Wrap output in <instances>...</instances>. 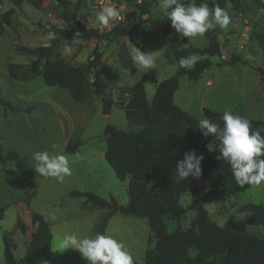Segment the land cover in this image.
<instances>
[{
    "label": "trees",
    "instance_id": "obj_1",
    "mask_svg": "<svg viewBox=\"0 0 264 264\" xmlns=\"http://www.w3.org/2000/svg\"><path fill=\"white\" fill-rule=\"evenodd\" d=\"M61 11L59 16L63 21L75 24L76 33L69 34L50 22L41 27L46 34L55 35L48 45L35 47L21 46L22 55L33 57L29 63L8 62L6 83L13 80L26 81L41 76L48 86H58L69 92L72 100L84 104L93 92L104 95L106 78L99 69L102 51L97 47L92 49L91 55L85 63L72 65L59 52L61 39H80L111 43L127 35L139 23L124 21L110 31L100 32L98 28L87 27L80 19L77 9L81 0H49ZM243 0H194L195 4L207 3L212 9L216 5L225 9L237 11ZM259 14L264 9L261 0H249ZM14 6L20 7L28 2L40 9L43 0H11ZM181 2L188 4L186 0ZM148 4L139 6L146 11ZM170 11V10H169ZM13 9L0 14V36L6 27L12 24ZM229 15V12H228ZM260 15V14H259ZM261 16V15H260ZM264 17V16H263ZM216 28L207 31V44L199 46L187 39L180 38L168 19L161 23V35L166 40L163 57L167 61L179 62L180 57L190 54L200 56L195 68H177L170 76L156 83L152 100L146 98L144 81L150 76L151 70L145 72L131 85L123 86V91L130 94L127 101L114 102L110 97H102L103 113L108 114L113 105L124 110L126 120L130 126H137L136 130L124 131L113 125H106L102 138L105 142L104 159L111 166L115 176L120 181L127 179L126 192L128 201L119 204L113 198L105 199L91 191L69 192L71 197H84L82 209H99L94 225L95 233L102 234L112 214L145 218L148 224V241L154 242L147 247L142 263L134 264H264V238L252 233L238 231L233 217H228L224 225L219 226L208 216L207 205L214 201H223L227 197L241 193L252 185L240 186L235 181L230 165L217 159L221 156L218 141L211 134L205 136L198 128L197 119L189 116L183 109L173 102V94L178 87L179 78L186 76L196 80L199 75L212 65L210 57H221V48ZM257 44L264 49V32L255 36ZM122 49V48H121ZM119 60L123 67L134 73L136 68L130 59L127 49L119 52ZM248 64L238 54H232L228 59H222L221 64L236 62ZM254 69L264 75V69L254 66ZM0 102L12 110L21 109V104L12 105L8 100L0 97ZM33 106V104L29 105ZM203 119H210L223 127L221 117L223 112L203 108ZM248 119V118H246ZM251 130H264V119H248ZM264 136V131H261ZM83 141L70 138L65 144L66 153H74L83 145ZM209 145L213 148L209 150ZM1 150V147H0ZM194 150L203 157L201 161V177L209 185V190L203 198H197L188 205L179 203V198L190 193L197 196L199 192L198 178H189L176 183L173 177L176 172V162L184 158L186 152ZM1 156V155H0ZM3 162L9 160L18 169L26 165L25 159L15 150L6 149L2 155ZM149 181H154L151 188L146 189ZM246 223L264 228V206L251 204ZM193 210L194 215L187 228L177 226L172 232L167 230L166 219L178 220L187 211ZM4 210L0 208V219ZM30 239L26 243L24 255L16 258L13 255L15 247L12 240L4 236L3 256L5 264H41L52 258V233L48 222L42 214L29 211ZM23 224L20 213L17 214V227Z\"/></svg>",
    "mask_w": 264,
    "mask_h": 264
},
{
    "label": "rangeland",
    "instance_id": "obj_2",
    "mask_svg": "<svg viewBox=\"0 0 264 264\" xmlns=\"http://www.w3.org/2000/svg\"><path fill=\"white\" fill-rule=\"evenodd\" d=\"M71 1L75 2V0ZM123 1L126 2V21L139 24L132 33L125 36V39L120 38L117 40V43L122 40L121 44L118 43V46L123 45L122 49H124L127 41L131 48L136 46L141 51L148 52L155 62V68L151 69L150 75H153L156 81L165 79L177 68V62L167 61L163 57L166 40L161 35L160 26L165 20L170 21L167 17V11L160 8V0H140V3L137 0ZM186 1L188 4L194 3V0ZM141 3L148 4L146 11L137 7ZM12 5L10 0H0V14L11 9ZM93 6V0H81L77 12L81 21L87 27L96 28L97 11ZM60 11L58 7L50 2L47 3V1L43 3L40 9L33 7L28 2L20 7L13 8L12 24L7 26L5 33L0 36V97L8 100L12 105L20 101L28 88L24 85L25 81H17L14 85L6 83L7 64L9 61L29 63L33 60L31 56L22 55L19 51L20 47H35L49 43V36L41 27L45 22L52 23V18L57 20L52 24L69 34L76 33L75 24L63 21L59 16ZM238 11L228 9L229 25L227 28L218 27L216 29V33L219 34L221 55H224V58L210 57V60L215 63L214 66L203 71L196 80L189 79L186 76L180 79V86L175 95L176 100L177 102L180 100L185 101L191 111L199 110L200 103H205V105L211 107L224 104L221 98L224 91H221L222 84L220 82L232 80L236 75L235 72L238 74L240 67L220 64L222 59H228L232 54L240 55L243 53L250 65L262 64L264 58L260 49H258V55H252L245 51L253 47L254 40L252 39L256 36V33L264 32V18H262L263 16L258 17L256 12L249 8L248 3ZM246 21L250 23L247 31L248 38L240 49L237 46V41H239L240 31L245 29ZM206 33L203 36L183 37V39L187 38L190 42L203 46L207 40ZM94 40L61 39L59 52L70 63L79 52L73 62L77 64L84 63L91 55L93 49L91 43L96 41ZM117 43L101 42L105 55L99 67L106 76L117 83H133L146 70L135 64L136 72L127 71L117 55L113 53L117 48ZM86 44L90 48L88 57L87 49H84ZM96 47L99 50L101 48L97 45ZM243 67L246 68L247 66L243 65ZM207 77L214 80L213 85L207 86L206 82L204 83ZM150 84L149 81L146 83V93L149 101L152 99ZM31 93L27 94L26 98L34 97L33 106H29L31 103L22 102L21 104L19 102L23 111L18 115L9 106L0 102V155H5L6 149H12L20 153L26 163L23 169H18L9 160L4 163L3 158L0 156V208L4 210L0 219V264H5L3 256L4 236L12 240L15 246L12 251L16 258L24 255L26 243L30 239L29 211L40 212V214L43 212L52 224V258L41 264H89L78 250L64 249L62 240L67 233L94 238L96 235L94 231L95 221L101 211L94 209L93 211L82 212L77 205L83 202L84 198L70 197V190L68 189L69 187H78L74 190L91 191L102 198H113L120 204L127 203L126 188L128 181L117 179L113 169L105 161L103 152L105 142L101 137L103 132H97V129L108 124L124 131L136 130L138 127L129 125L124 112L120 108L113 109L110 114L104 115L102 112H96L93 106L87 115L84 114L85 117L80 118L83 121L82 126L87 129L82 139L86 141L85 144L79 148L75 155L67 154L64 150L66 136H63V133L69 127V119L63 113L60 116L55 115L50 102L38 99L41 97L40 93H34L33 95ZM124 97L126 96L123 95ZM22 116L25 119L22 118L21 120ZM15 118L17 121H15ZM79 128L76 124L75 134L79 132ZM98 133L99 136L95 137ZM93 134L94 137L91 136ZM53 144H57L59 146L58 150L68 159L71 175L67 176L68 179L64 178V182H58L53 177H48L47 181H44V185L39 186L41 175L35 172L36 161L32 158V154L36 151L51 152L53 151ZM198 180H201L199 181L198 195L193 196L190 193H185L179 198L180 204L186 206L193 200L205 196L210 187L201 176ZM67 182L72 185L67 186ZM45 185L53 187L54 192H52V195L49 194L48 187H45ZM51 200L52 204L50 205ZM251 204L264 206V182L259 187L252 185L245 191L227 197L223 201L211 202L206 209L209 218L217 225L222 226L228 217H233L239 232H248L264 238V228L246 223L250 211L247 206ZM18 213H20L23 220L20 228L16 225ZM193 214L194 211L189 210L178 220L166 219L167 230L172 232L177 226L187 228ZM102 234L112 235L122 242L133 256V261L137 263H142L147 247L154 244V242L148 241L149 229L145 218L127 217L116 213L109 229L104 230Z\"/></svg>",
    "mask_w": 264,
    "mask_h": 264
},
{
    "label": "clouds",
    "instance_id": "obj_3",
    "mask_svg": "<svg viewBox=\"0 0 264 264\" xmlns=\"http://www.w3.org/2000/svg\"><path fill=\"white\" fill-rule=\"evenodd\" d=\"M264 3V0H261ZM160 8L167 11V17L176 33L183 37L203 36L209 29L227 28L230 23L228 12L216 5L210 9L207 3L185 4L181 0H160ZM170 10V11H169ZM264 16V9L259 11ZM119 10L112 5L104 6L96 13L99 25L106 26L110 20L117 19ZM49 39H55L51 32ZM132 61L141 68L151 70L155 68L154 58L140 48L134 46L130 49ZM198 57L190 54L180 57L181 68L193 70ZM223 127L210 119H201L197 122L198 128L205 136L212 135L218 141L221 156L217 159L226 161L232 175L240 186L245 184L259 187L264 182V136L261 129L251 130V122L235 115L231 110L223 112L221 117ZM213 145H209V150ZM53 151H36L32 158L36 161L35 172L41 176L54 177L63 182L64 177L71 175L69 161L58 149L57 144L52 145ZM203 157L194 150L186 152L182 160L176 162V172L173 179L180 183L185 179L199 178L202 173L201 161ZM11 167V166H10ZM154 181L146 185L151 188ZM63 248L78 250L89 264H134L133 256L126 246L109 234L97 233L94 238L81 237L74 233H67L62 240Z\"/></svg>",
    "mask_w": 264,
    "mask_h": 264
},
{
    "label": "crops",
    "instance_id": "obj_4",
    "mask_svg": "<svg viewBox=\"0 0 264 264\" xmlns=\"http://www.w3.org/2000/svg\"><path fill=\"white\" fill-rule=\"evenodd\" d=\"M45 1H47V3L50 2L49 0H43V3ZM24 3H22L21 5H23ZM43 3H42V5H43ZM246 3L249 4V8H252L254 10V12H256L255 8L253 7V5L250 3L249 0H243L242 4H241V7H244ZM13 8H16V6L12 5V9ZM240 10H241V8H240ZM236 12H239V11L237 10ZM256 14L258 15V17H262L257 12H256ZM262 18H264V17H262ZM133 30H131L129 33H132ZM127 35H125V36H127ZM178 35L180 36V34H178ZM125 36H122L120 38L123 40V39H125ZM180 38H182V37L180 36ZM218 38H219V34H218ZM185 39H187V38H185ZM252 40H254V42L252 44L253 47L248 49V50H246L245 52L251 53L252 55H258L257 52H258V49H260V51L262 52V56L264 58V49H261V48L258 47L257 40H256L255 37ZM121 41H119L118 43L121 44ZM95 42L92 41L91 44H92L93 48L96 47V45L98 47H101L100 48V50L102 51V56H101V59H100V62H101L103 60V58H104V55H105L104 54V50L102 48L103 44H101V42H99V41L97 42V40ZM114 42L117 43V41H114ZM118 43L116 44L117 48L114 50L113 53H115L117 55L118 59H119V55H120L119 52H120V49L122 48L123 45L118 46ZM48 44L49 43H46L44 45H48ZM206 44H207V40H206ZM124 47H125V49H127L128 53H129V56H130V59L132 60L131 52H130L131 46L127 43V41L125 42ZM84 49H87V57H88L89 52H90V48L88 47V44L85 45ZM78 53L76 54V56L78 55ZM239 56L242 59H244L245 61L248 62L247 57L243 53H241ZM75 57L73 58V61H74ZM197 57L200 58V56H197ZM86 60H87V58H86ZM73 61H71L72 65H80V64H82V63L77 64V63H75ZM100 62H99V64H100ZM214 64L215 63L212 62V65L209 68L214 66ZM223 65H226V64H223ZM227 65H230V66L234 65V66H237V67L239 66L240 70L238 71V74L235 72L236 75L234 76V78L232 80H228V81L223 80L222 82H220L222 84L221 91H224L221 94V98H222V101H224V104H221L218 107L217 106L211 107L209 105H205V103H200L199 110L191 111V109H189L188 104L185 103V101H183V100L181 101L180 100V101L177 102L175 95H176V91H177L178 87L180 86V79L183 76H181L179 78L178 87H177V89L175 90V92L173 94V102L178 107L183 109L189 116L197 118V119H203L205 117L204 114H203V108L204 107H207V108H209V109H211L213 111H220V112H224L226 110H231V112L233 114L240 115V116H242L244 118H248V119H264V75H260L254 69V66H257V67H260V68L264 69V59H263L261 65H257L256 63L253 64V65H250L249 62H248V64H244V63H242L240 61H238V62H236L234 64H227ZM243 65H246L247 67L245 68V67H243ZM179 67H180L179 62H177V68H179ZM135 68H136V66H135ZM99 69H100V67H99ZM136 70H137V68H136ZM136 70H135V72H136ZM102 74H103V76H105L106 82H107L105 94L104 95H97V94L92 92L89 95V98L87 99V101L84 104L75 103L72 100V98H71V96H70V94H69V92L67 90L62 89V88H60L58 86H48V85H46L44 83V81H43L41 76H37L36 78H33V79L25 81L24 85L28 89H27V92H24L25 94H23V96H22V98H20L19 102L21 104H22V102L33 104L34 97L26 98L27 97L26 95L30 94L31 92L40 93L41 97H39L38 99H41L42 101L46 100V101L50 102L51 105L53 106L51 108H52V111H53V113L55 115H57V116L59 115L60 116V114L63 113L69 119V123H68L69 127H68V129L66 131H64L65 134L62 132L63 136H66V139L64 140V145L67 143V141L70 138H77V139H81L82 140L84 138L83 136H84L85 132L87 131V129H86V127L82 126L83 121L80 120V118L81 117H85V115H87V113L90 112V110L92 109L93 106L95 107V111L96 112H102L103 113V110H102V97L103 96L110 97L114 102L121 101V102L125 103L127 101V99H128V97H124L123 98V95H124L123 94V86L131 85L132 83H130V84L129 83H121V82L117 83L115 80H112L108 76H106L103 72H102ZM17 81H20V80H13L12 81V85H14ZM148 81L151 82V84H150V93L152 94V97H153L155 89H156V83H158L159 81H156L155 78L153 77V75H150L144 81L145 93L147 92L146 83ZM213 82H214V80H212V78H210V77L209 78L207 77L205 79V81H204V83L207 86L213 85ZM228 82H230V83H228ZM34 93H31V94L33 95ZM20 94H22V93H20ZM146 98L148 100L147 93H146ZM19 102L16 103V105H19L20 104ZM186 104H187V106H186ZM117 108H120L124 112V110L121 107H119L118 105H113L111 107V109H110L108 114H110L113 109H117ZM13 111L16 113V115H18L21 111H23V108L18 109V110H13ZM103 114L105 115V113H103ZM22 118L25 119V117L22 116L21 120H22ZM15 121H17L16 118H15ZM76 124H78V126L80 128H79V132L75 134L74 131L76 129ZM105 126L106 125H103V127L100 126L101 128L99 127L97 129L98 130L97 132H103V129H104ZM91 136L94 137L95 135L93 134ZM97 136H99V133L95 137H97ZM92 137H88V138H92ZM87 140H89V139H87ZM83 142H84L83 143V145H84L86 141H83ZM79 148H78V150H79ZM77 151L74 152V153H70V154L75 155L77 153ZM104 151H105V149H103V152ZM67 154H69V153H67ZM86 161L88 162V160H86ZM64 178L68 179L67 176H65ZM47 179H48V177L41 176L40 180H39V186H43L44 185V181H47ZM54 180H57V179L54 178ZM199 181H201V180H198V182ZM71 185L72 184L67 182V186H71ZM45 187H48L49 194L52 195V192H54L53 187L47 186V185H45ZM76 188H78V187H69L68 190L72 191V190H74ZM77 191H79V190H77ZM73 198H77V197H73ZM83 202H84V200H83ZM83 202H81L80 204L77 205L82 212H84V211H93L94 210V208H92V209H87V208L86 209H82L81 206H82ZM49 204L50 205L52 204V200L49 202ZM42 216L48 222V224L50 226V229H51V233H52V224H51V222L47 219V217L45 216V214L43 212H42ZM115 217H116V213L111 215V217L109 218V220L107 222V226L105 228V231L107 229H109V227H110L112 221H114ZM127 217H130V216H127ZM52 240H53V233H52L51 242H52Z\"/></svg>",
    "mask_w": 264,
    "mask_h": 264
},
{
    "label": "built area",
    "instance_id": "obj_5",
    "mask_svg": "<svg viewBox=\"0 0 264 264\" xmlns=\"http://www.w3.org/2000/svg\"><path fill=\"white\" fill-rule=\"evenodd\" d=\"M94 6L93 8L95 11H100V9L104 6L112 5L115 6L119 12L120 15L117 19L110 20L109 23L106 26L99 25V22L97 21V27L100 32H105V31H110L112 28H114L116 25L124 22L126 20V2L123 0H93ZM138 3H140V0H137ZM53 22H57L55 18H52ZM245 29H242L239 34V41H237V46L241 49L244 44L246 39L248 38L247 31L250 26V23L247 21L245 22ZM222 58H224V55H221ZM123 94L129 98L130 94L128 92L123 91Z\"/></svg>",
    "mask_w": 264,
    "mask_h": 264
}]
</instances>
